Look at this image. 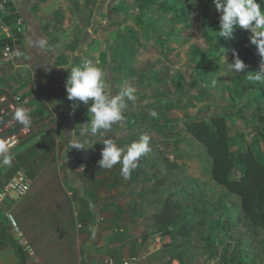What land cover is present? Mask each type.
<instances>
[{
  "label": "rangeland",
  "instance_id": "1",
  "mask_svg": "<svg viewBox=\"0 0 264 264\" xmlns=\"http://www.w3.org/2000/svg\"><path fill=\"white\" fill-rule=\"evenodd\" d=\"M17 1L0 0L1 19L11 15L7 4ZM143 1L22 0L41 26L44 52L52 60L53 74L64 81L59 85L62 99L54 103L55 123L61 120L57 129L47 125L43 133L33 135L17 149L10 166L0 165L5 169L2 180L9 181L16 170L23 169L36 185L26 197L10 199L9 214L35 251L30 255L18 249L31 264H80L78 239L82 232L76 217L79 223L92 224L91 210L107 203L113 208H147L150 223L159 228L158 216L170 198L180 204L176 210L181 218L187 214L194 219L192 233L182 239V254H189L187 264H226L236 253L247 255L250 264H264V230L245 217L237 195L215 184L206 147L185 130L193 120L210 122L213 117H224L232 139L234 179L243 175L242 151L261 149L264 153V84L246 78L249 72H258L260 64L249 41L250 32L237 26L231 47L216 51L205 34L219 40L215 32L219 13L213 0H147L154 2L149 10L142 7ZM258 3L264 10V0ZM183 10L188 14L184 21L179 19ZM8 22L17 32L12 39L3 35L0 48L10 46L28 59L33 55L41 59L36 41L27 43L26 23L20 32L17 19ZM237 48L247 65L239 74L226 64L234 63L232 50ZM18 56L12 62L4 57V61L13 66ZM85 61L103 69L112 94H118L125 85L137 90L135 101L126 100L122 119L109 132L98 133L121 147L142 134L151 137V151L139 159L127 178L121 175L120 164L112 169H102L98 164L103 144L98 142L83 151L71 149L67 139L75 129L79 135L81 125L90 120L88 106L79 102L74 108L65 88L70 72L65 67L80 66ZM18 70L16 82L27 77L24 72L29 68ZM29 74L31 79L42 77L34 70ZM151 111L157 116L152 117ZM48 133L53 136L50 147L43 143ZM72 174L84 186L82 196L71 192L75 191L70 186ZM46 183L55 189H42ZM62 184L65 190L59 192ZM81 209L83 213L74 217ZM3 218L9 238L17 240L9 218Z\"/></svg>",
  "mask_w": 264,
  "mask_h": 264
},
{
  "label": "crops",
  "instance_id": "2",
  "mask_svg": "<svg viewBox=\"0 0 264 264\" xmlns=\"http://www.w3.org/2000/svg\"><path fill=\"white\" fill-rule=\"evenodd\" d=\"M14 5L18 7L19 12V7H21L23 11L32 14L27 10V6L22 0H18ZM23 20L28 26L24 31L25 37L28 40L27 43L32 44L36 41V47L42 52L41 59L34 55L28 59L25 54H21V50H15V58L18 54L19 56L16 62L13 63V66H11L4 61L6 47L3 49L0 48V99L3 96H8L11 100L22 97V104H18V106H23L30 111L31 124L34 127L33 135H35L37 133H43V129L49 124L52 125L53 129H57L58 124L61 122L60 120L59 123H55L57 111L55 110L54 103L62 99L63 94L59 92V85H62L64 80H61L59 75L53 74V63L47 53L44 52V43L41 44V41L39 42L27 33L29 32L28 29L32 26V22ZM3 35H7L11 39L14 37L12 28L5 25L0 18V38ZM43 37L42 34L39 38L43 40ZM45 56H48L49 60ZM3 61L4 63L2 64ZM20 67L29 68V71L24 72L27 76L26 78L18 79L16 82L14 81L15 72L19 71L18 69ZM30 70H34L38 74V77L40 75L42 77L38 79L34 77L31 79L29 74ZM15 124L22 126L17 121L11 122V125ZM11 125H8L9 128ZM8 126L6 127L8 128ZM17 149L15 154H17ZM80 157L82 158V156ZM12 159L14 158L12 157ZM72 165H75V163L72 162ZM4 170V168L0 167V176ZM72 175L70 177L67 176L70 178V186H73L72 188L75 190L71 192L73 195L74 193H78L82 196L84 186L80 184L77 177ZM6 179L0 180V190L8 183ZM62 186L58 188L59 192L65 190L63 184ZM35 187L36 185L34 184L33 186L32 182V192L35 190ZM41 187H43L42 189H55V186L51 183L43 184ZM11 209L12 205L10 200L0 205V220L6 228L7 226L4 223L3 217L4 215H8ZM149 211L147 208L141 209L139 207L125 208L119 206L113 208L107 203L100 208L91 210L92 224L86 222L79 223V219L76 216L81 215L83 209L79 210L78 213H74L78 228L82 232L80 239H78V243L81 245L80 261L82 262L80 264H108V260H112L113 264H125V262L129 264H182L181 261L184 260V263L187 264L190 260L187 258L189 254L187 251L185 254H182L185 241L182 238H173L169 234L157 232L159 228H155L150 223L151 215ZM156 238H160L161 243H157ZM0 264L31 263L25 254L22 253V255H19V251L12 246L9 239H2L0 236Z\"/></svg>",
  "mask_w": 264,
  "mask_h": 264
},
{
  "label": "clouds",
  "instance_id": "3",
  "mask_svg": "<svg viewBox=\"0 0 264 264\" xmlns=\"http://www.w3.org/2000/svg\"><path fill=\"white\" fill-rule=\"evenodd\" d=\"M195 3V0H192ZM216 11L219 13V29L215 31L221 39L230 40L237 26L250 32L249 41L256 48V54L260 58L259 71L249 72L246 78L250 82L264 84V10L258 0H213ZM44 43L43 40L40 42ZM226 63L225 52L222 54ZM234 63H226L233 73H242L247 65L240 59L239 53L232 50ZM69 75L65 82L67 98L74 102L73 107H78L79 102L88 106L89 122L81 125L79 135L76 129L70 134L71 149L87 151L96 143L104 147L101 150V159L98 164L102 169H112L115 165H121V175L129 177L138 166L139 159L151 151L148 134L140 135L138 140L126 146H118L112 138H101L98 133L109 132L113 125L122 119V111L126 107V100H136V88L125 85L118 94H112L108 90L103 69L92 61H85L80 66H69ZM150 115L156 117L157 113L151 111ZM13 119L19 124L29 126L31 124L30 111L17 106L13 113ZM89 133L91 138H89ZM87 145V146H86ZM0 163L6 166L12 164V155L9 149L0 141Z\"/></svg>",
  "mask_w": 264,
  "mask_h": 264
},
{
  "label": "trees",
  "instance_id": "4",
  "mask_svg": "<svg viewBox=\"0 0 264 264\" xmlns=\"http://www.w3.org/2000/svg\"><path fill=\"white\" fill-rule=\"evenodd\" d=\"M1 5V2H0ZM153 1H143L142 7L145 10H149ZM9 11L11 15L6 18H2V21L8 27H11L9 19H25L32 22V26L28 29L33 38H36L39 42L42 35L40 24L33 17L32 14L23 11L21 7L20 12L18 7L12 2L8 3ZM188 18L186 10H183L179 19L184 21ZM17 32V30H13ZM208 36L209 44L216 51H221L222 48L231 47L233 38L226 40L219 38L215 41L205 32ZM236 51H239L237 48ZM49 60L48 56H45ZM249 57L244 58L247 60ZM1 97V93H0ZM5 108L3 114L0 113V141H3L7 136L18 132L21 126L11 125L13 119V113L7 104L0 103V111ZM261 122L264 123V114L261 116ZM8 125H11L10 128ZM264 125V124H263ZM8 126V128L6 127ZM185 130L191 134L196 140L202 143L212 159V177L216 185L224 187L231 194L237 195L242 201V210L245 217L257 228L264 230V153L261 149L257 152L252 150L241 153V171L243 173L240 179H234L232 173L235 169L234 154L231 152L232 139L229 136L226 120L224 117H213L210 122L205 120H193L186 124ZM53 136L48 133L44 136L43 141L47 147H50ZM263 142H264V127H263ZM177 208H180V204L172 201L170 198L166 201L164 209L158 216L157 225L159 229L157 232L162 234H169L173 238L186 239L192 233L195 223L194 219L190 215H185L182 218L177 213ZM181 222V225L178 224ZM174 229V230H173ZM0 236L2 239H9L12 246L19 251V255H22L18 249L17 243L10 239L8 236V229L4 227L0 220ZM182 264L184 260L181 261ZM226 264H250L247 261V255L242 253L233 254L226 260Z\"/></svg>",
  "mask_w": 264,
  "mask_h": 264
},
{
  "label": "built area",
  "instance_id": "5",
  "mask_svg": "<svg viewBox=\"0 0 264 264\" xmlns=\"http://www.w3.org/2000/svg\"><path fill=\"white\" fill-rule=\"evenodd\" d=\"M24 23L23 19L18 20L19 25V31H22V26ZM15 53L12 50L10 46H6L4 57L7 62H12L15 59ZM19 101H21V98L17 97L11 100L8 96H3L0 99V103L7 104L8 107L15 111V108L18 106ZM5 112V108H3L0 113L3 114ZM19 124V123H18ZM34 134V127L33 124H30L29 126L22 125L19 129V131L15 134H12L10 136H7L2 142L6 144V146L9 149V154L12 155L13 158H16L15 151L16 149L25 141L29 140ZM2 158V156H0ZM32 189V182L29 179L27 173L23 169L16 170L6 186L0 190V205L3 204L5 201L10 199H22L26 197L29 192ZM7 217L9 218V221L12 225L14 234L16 236L15 242L19 246L20 249H22L25 253H28L30 255L34 254V247L33 245L25 238L21 227L17 223L16 219L13 217V215L8 214ZM157 243H161L160 238H156ZM108 264H113L112 260H108ZM125 264H129L128 262H125Z\"/></svg>",
  "mask_w": 264,
  "mask_h": 264
}]
</instances>
